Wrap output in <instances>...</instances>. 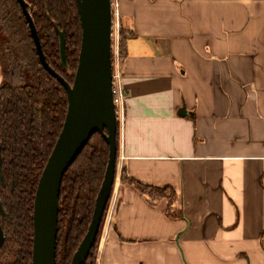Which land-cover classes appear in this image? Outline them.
Returning a JSON list of instances; mask_svg holds the SVG:
<instances>
[{"label":"crops","instance_id":"crops-1","mask_svg":"<svg viewBox=\"0 0 264 264\" xmlns=\"http://www.w3.org/2000/svg\"><path fill=\"white\" fill-rule=\"evenodd\" d=\"M120 22L126 111L95 264H264V0H120Z\"/></svg>","mask_w":264,"mask_h":264},{"label":"trees","instance_id":"trees-1","mask_svg":"<svg viewBox=\"0 0 264 264\" xmlns=\"http://www.w3.org/2000/svg\"><path fill=\"white\" fill-rule=\"evenodd\" d=\"M26 2L47 62L72 82L82 38L76 0ZM57 26L66 33L68 68L61 63ZM120 36L123 47V27ZM0 49L6 63L0 85V155L4 178L8 184L13 183V196L9 200V210L13 214L10 238L13 246L7 264H32L36 190L62 131L68 98L62 83L44 68L18 0H0ZM108 160L109 145L103 135L96 132L65 173L61 187L56 264H70L86 234ZM121 178H126L125 168ZM137 186L151 193L166 190L140 182ZM106 211L107 208L85 264H95Z\"/></svg>","mask_w":264,"mask_h":264},{"label":"water","instance_id":"water-1","mask_svg":"<svg viewBox=\"0 0 264 264\" xmlns=\"http://www.w3.org/2000/svg\"><path fill=\"white\" fill-rule=\"evenodd\" d=\"M18 2L29 23L44 68L62 83L68 98L62 131L36 190L32 264H56L61 187L65 173L94 133H101L109 145V160L91 222L70 261V264H85L96 243L118 172L119 122L113 94L112 3L111 0H76L82 38L77 69L70 82L47 62L31 10L26 0ZM57 29L61 63L68 68L66 33L58 26ZM3 242L4 233L0 227V249Z\"/></svg>","mask_w":264,"mask_h":264},{"label":"built area","instance_id":"built-area-1","mask_svg":"<svg viewBox=\"0 0 264 264\" xmlns=\"http://www.w3.org/2000/svg\"><path fill=\"white\" fill-rule=\"evenodd\" d=\"M113 11V94L114 102L116 105V111L118 115L119 128L123 122L126 111V91L123 83L122 74V56H121V22H120V0H111ZM120 157V156H119ZM111 202V201H110ZM113 205L108 204L104 222H109L111 218Z\"/></svg>","mask_w":264,"mask_h":264},{"label":"flooded vegetation","instance_id":"flooded-vegetation-1","mask_svg":"<svg viewBox=\"0 0 264 264\" xmlns=\"http://www.w3.org/2000/svg\"><path fill=\"white\" fill-rule=\"evenodd\" d=\"M2 82H0V85ZM12 196L13 183L11 182L10 184H8L4 178L2 158L0 155V207L2 208V211L0 210V227L2 228L4 233V242L0 249V264H7V261L10 260L11 256V243L9 245V248L6 246V243L12 236L11 217L13 218V214L9 210V200L12 199ZM6 248H8V252Z\"/></svg>","mask_w":264,"mask_h":264},{"label":"rangeland","instance_id":"rangeland-1","mask_svg":"<svg viewBox=\"0 0 264 264\" xmlns=\"http://www.w3.org/2000/svg\"><path fill=\"white\" fill-rule=\"evenodd\" d=\"M122 52V51H121ZM6 68V63L4 62V59L2 57V53H1V49H0V82H2L4 80V70ZM11 220L13 221V218L11 217ZM8 234V233H7ZM9 243V244H8ZM11 243V240L8 239L7 243H6V246L9 248V245ZM12 243H11V249H12ZM6 248V250L8 249ZM8 252V250H7ZM4 258V256H3Z\"/></svg>","mask_w":264,"mask_h":264}]
</instances>
